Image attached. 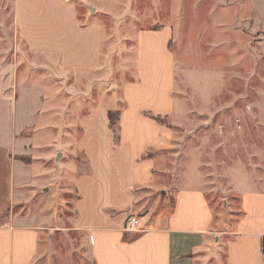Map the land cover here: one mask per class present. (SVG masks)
Wrapping results in <instances>:
<instances>
[{"label": "rangeland", "instance_id": "rangeland-1", "mask_svg": "<svg viewBox=\"0 0 264 264\" xmlns=\"http://www.w3.org/2000/svg\"><path fill=\"white\" fill-rule=\"evenodd\" d=\"M79 5L80 13L102 28L101 60L92 70H66L30 52L16 31L13 0H0V63L11 65L10 73L22 82L44 87V108L30 134L46 189L15 208L51 225L37 264H95L90 238L74 228L77 195L63 177L74 164L85 163L75 150L80 117L97 106L120 112L130 95L125 86L137 74L148 84L159 80L162 97L172 88L175 108L164 119L173 139L157 155L161 171L151 186L138 190L130 220H137V228L152 227L170 215L178 189L202 188L216 223L235 227L243 214L240 193L264 189V0H86ZM147 29L159 30L160 47L171 36L165 60L147 63L141 55L138 62L137 46L144 48L138 34Z\"/></svg>", "mask_w": 264, "mask_h": 264}, {"label": "crops", "instance_id": "crops-1", "mask_svg": "<svg viewBox=\"0 0 264 264\" xmlns=\"http://www.w3.org/2000/svg\"><path fill=\"white\" fill-rule=\"evenodd\" d=\"M79 1L86 0H13L16 31L30 52L66 70L99 65L102 28L80 13ZM157 32L138 34V42L144 39V48L137 46L139 63L141 55L151 63L170 53L171 36L160 47ZM11 67L0 63V264H37L48 246L51 225L36 213L15 208L46 187L30 134L44 108V87L15 78ZM129 87L120 110V142L109 121V111L116 109H90L79 119L75 142L85 163L74 164L76 169L69 168L63 177L77 195L74 228L90 238L95 264H264V189L240 193L243 214L235 227L216 223L208 192L198 188L178 189L170 215L159 217L152 227L128 229L137 192L158 176L157 155L173 139L171 128L152 115L171 117L175 108L173 89L162 97L156 78L148 84L137 74L125 89ZM126 232L129 241H124Z\"/></svg>", "mask_w": 264, "mask_h": 264}, {"label": "trees", "instance_id": "trees-1", "mask_svg": "<svg viewBox=\"0 0 264 264\" xmlns=\"http://www.w3.org/2000/svg\"><path fill=\"white\" fill-rule=\"evenodd\" d=\"M120 116L121 113L119 111H113L110 110L109 111V121H110V127L113 130L114 134H115V139L116 142H120V130H121V125H120ZM152 117L154 119H156L158 122L165 124L166 121H164V119H166V117L161 116V115H152ZM136 236H138V234H136ZM132 238L129 236V234L126 232L124 234V241H129Z\"/></svg>", "mask_w": 264, "mask_h": 264}, {"label": "built area", "instance_id": "built-area-1", "mask_svg": "<svg viewBox=\"0 0 264 264\" xmlns=\"http://www.w3.org/2000/svg\"><path fill=\"white\" fill-rule=\"evenodd\" d=\"M136 221V222H135ZM129 220V223H128V229L129 230H134L136 227V224H137V220ZM262 254L264 256V240L262 242Z\"/></svg>", "mask_w": 264, "mask_h": 264}]
</instances>
